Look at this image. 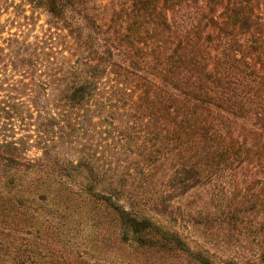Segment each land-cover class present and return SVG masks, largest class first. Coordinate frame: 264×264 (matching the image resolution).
Wrapping results in <instances>:
<instances>
[{
  "label": "trees",
  "instance_id": "obj_1",
  "mask_svg": "<svg viewBox=\"0 0 264 264\" xmlns=\"http://www.w3.org/2000/svg\"><path fill=\"white\" fill-rule=\"evenodd\" d=\"M0 264H264V0H0Z\"/></svg>",
  "mask_w": 264,
  "mask_h": 264
},
{
  "label": "rangeland",
  "instance_id": "obj_2",
  "mask_svg": "<svg viewBox=\"0 0 264 264\" xmlns=\"http://www.w3.org/2000/svg\"><path fill=\"white\" fill-rule=\"evenodd\" d=\"M10 2H15V3H18L19 2V0H10ZM30 14V12H27V15H29ZM9 16H11L12 18H13V16H12V14H11V10L9 11V14L8 15H3L2 16V20H5L7 17H9ZM37 16H39V17H37ZM35 17L36 18H38L40 21L38 22V26H43L44 25V23L46 22V19H47V16L45 15V13L44 12H42V11H38L36 14H35ZM18 23L19 24H23V21H18ZM14 26L15 27H17V25L16 24H14ZM36 27L35 28V34H39L40 32H42V29L41 28H39V27ZM15 27H13L12 28V32H15V31H17V30H21V31H23L24 33H26V29H24L23 27H20V28H15ZM27 28H30V27H27ZM46 29V26H44V29H43V31ZM19 32V31H18ZM31 35H33V33H31Z\"/></svg>",
  "mask_w": 264,
  "mask_h": 264
}]
</instances>
